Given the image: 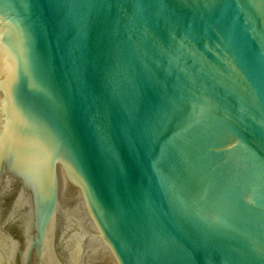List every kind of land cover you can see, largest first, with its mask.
<instances>
[{
	"label": "water",
	"instance_id": "1",
	"mask_svg": "<svg viewBox=\"0 0 264 264\" xmlns=\"http://www.w3.org/2000/svg\"><path fill=\"white\" fill-rule=\"evenodd\" d=\"M0 264H264V0H0Z\"/></svg>",
	"mask_w": 264,
	"mask_h": 264
}]
</instances>
